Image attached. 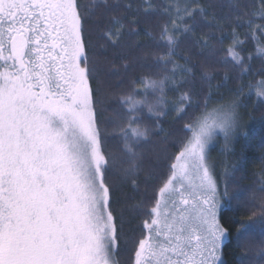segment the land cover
<instances>
[{"label":"snow or ice","instance_id":"obj_1","mask_svg":"<svg viewBox=\"0 0 264 264\" xmlns=\"http://www.w3.org/2000/svg\"><path fill=\"white\" fill-rule=\"evenodd\" d=\"M144 4L0 0V264H108L119 250L124 214L113 206L116 159L105 149L110 121L101 120L97 89L90 85L103 69L88 52L92 45L88 20L107 19L108 27L100 35L113 47H122L125 35L130 40L144 35L164 48L153 54L166 71L169 64L172 68L167 71L163 107L147 114L157 120L152 134L165 137L160 118L171 111L174 119H184L195 107L181 86L213 75L202 71L196 77V64L181 50L182 41L203 52L221 19L246 24L256 45L264 39V0L248 4L230 0L221 18L209 11L215 5L200 0ZM152 15L168 17L161 24L160 39L141 19ZM129 16L136 27L126 26ZM205 30L206 35H198ZM231 35L228 55L222 59L230 58L246 74L249 69L236 51L244 41L235 28ZM135 46H140L138 40ZM108 75L119 78V70L112 68ZM148 83L143 78L138 93L143 94ZM208 86L212 88L210 80ZM169 91L178 95L170 98ZM121 99L128 125L114 129L113 135L121 137L129 160L121 175L131 178L139 170L137 148L150 135L138 136L135 125L143 111L129 97ZM183 129L187 131L188 123ZM131 182L136 184L135 179ZM256 191H264V183L244 199L261 210L264 226V200H257ZM225 197L232 199L226 184L220 190L206 156L195 144L188 149L180 146L154 205L135 209L148 219L143 220L138 245L133 241L137 245L133 264H220L228 235L219 220ZM247 264H264V247Z\"/></svg>","mask_w":264,"mask_h":264},{"label":"trees","instance_id":"obj_2","mask_svg":"<svg viewBox=\"0 0 264 264\" xmlns=\"http://www.w3.org/2000/svg\"><path fill=\"white\" fill-rule=\"evenodd\" d=\"M79 2L91 5L94 0H79ZM151 2L163 5L166 0H151ZM200 2L215 5L209 11L215 12L217 18H221L227 12L226 5L230 0H200ZM240 2L248 4L256 0H240ZM135 3L146 6L144 0H135ZM90 10L94 11V8ZM134 19L129 16L125 21L126 26L136 27V24L132 23ZM141 19L149 24L153 36L160 39L161 24L168 20V17L152 15ZM256 23L260 21L257 19ZM87 24L92 41L88 50L89 55L103 69V72L90 81V85L97 89V98L101 102L97 105L101 109V120L110 121L107 124L109 137L105 141V149L116 159L117 171L114 172L112 180L117 185V191L113 197V206L118 211L123 209L124 214L119 250L114 257L115 264H133L134 248L144 231L142 223L143 220L148 219L147 216L138 214L135 209L141 204L146 208L154 205L158 198L159 187L163 186L170 171V164L174 162V155L178 153L179 147L184 142L183 125L189 123L190 117L197 113L205 102L207 105L233 95L240 96V103L244 105L243 115L247 124L244 129L245 134L239 133L227 149L219 145L214 146L209 159L213 163L220 190L223 191L226 184L229 197H232L231 200L228 197L224 198L225 202L219 213L222 226L228 229L227 239L222 246L221 264H247V261L264 247V226L260 224L259 219L261 210L254 203L244 199L245 195L250 194L256 187L255 166L264 163V101L254 98L249 91L251 83L264 78V58L256 54V41L247 30L246 24L237 25L234 20L228 23L221 19V27L215 29L216 35L210 39V47L203 52L193 47L187 40L181 42V50L191 56L196 64V77L199 78L205 69L210 70L213 75L204 80L197 79L195 85L181 86V91L191 94L195 107L184 119H174L175 113L171 111L167 116L160 118L159 123L167 132L166 137L163 134H152L157 120L143 111L136 123L142 122L149 126L150 138L137 148L140 153L139 170L137 175L131 178H124L121 175L122 170L128 166L129 160L124 154L121 137L113 135L114 129L118 131L120 127L128 125V120L125 118L126 108L123 107L121 98L125 97L133 85L135 88H140L143 78L166 70L153 58L154 53H162L164 48L157 46L151 38L144 35L131 40L125 35L121 41L122 47H113L100 35L101 31L108 27L107 19H101L99 23L90 19ZM232 28L239 33V39L244 41L243 44L236 46V51L244 58L243 66L249 69L246 74L241 72L240 66H234L230 58L227 61L222 59L228 55L227 48L232 40ZM206 32L207 30L198 35H206ZM136 40L139 41V47L135 46ZM261 42H264V39ZM249 56H251L250 61ZM183 62L180 59V63ZM112 68L119 70V78L108 75V71ZM171 70L169 64L167 71ZM225 73H227L226 77ZM209 80L212 84L211 89L208 86ZM218 84L220 86L216 87ZM177 95L175 91L168 92L170 98L174 99ZM132 179L136 180L135 185L132 184ZM246 228H250L251 231L246 232ZM133 241H137V245H134Z\"/></svg>","mask_w":264,"mask_h":264},{"label":"clouds","instance_id":"obj_3","mask_svg":"<svg viewBox=\"0 0 264 264\" xmlns=\"http://www.w3.org/2000/svg\"><path fill=\"white\" fill-rule=\"evenodd\" d=\"M256 54L264 58V42L256 45ZM206 72H211L205 69ZM169 74L166 70L148 77V85L143 94L138 93L135 86L125 94L129 97L137 110L144 112L159 111L163 107L164 94L169 82ZM254 98L264 101V78L251 83L249 89ZM240 96H228L219 102H212L204 105L200 110L189 119L188 129L185 132L182 147L190 148L193 144L205 155L210 152L211 146L218 140L224 146L230 147L235 140L237 133L245 134L241 127L240 118ZM137 134L140 137L150 135L149 126L146 123H137ZM139 155L136 157L138 160ZM255 175L257 177L256 185L264 183V163L255 166ZM257 200H264V191H256ZM108 264H115V261L109 257Z\"/></svg>","mask_w":264,"mask_h":264},{"label":"rangeland","instance_id":"obj_4","mask_svg":"<svg viewBox=\"0 0 264 264\" xmlns=\"http://www.w3.org/2000/svg\"><path fill=\"white\" fill-rule=\"evenodd\" d=\"M226 98V97H225ZM224 98V99H225ZM224 99H222V100H224ZM222 100H220V101H222ZM243 108H244V105H242L241 103H240V118H241V127L243 128V129H245L246 128V126H247V124H246V122H245V120H246V118L244 117V115H243ZM249 123H252V121H249ZM238 134H239V132L237 133V135L236 136H238ZM236 138V137H235ZM232 144V143H231ZM216 145H219L220 147H222L223 149H225V147H224V145L221 143V142H219V140L216 142V143H214L212 146H211V148H210V152L207 154V156H206V159H207V161H208V163L211 165V168H212V172H213V175H214V177H215V173H214V169H213V163L212 162H210V159L209 158H211V149L214 147V146H216ZM215 179H216V177H215ZM217 180V179H216ZM223 207V206H222ZM222 209V208H221ZM221 209H220V211H221ZM220 211H219V213H220ZM226 239H227V236L225 237V239H224V242L226 241ZM223 242V243H224ZM222 260V259H221ZM220 264H221V261H220Z\"/></svg>","mask_w":264,"mask_h":264}]
</instances>
